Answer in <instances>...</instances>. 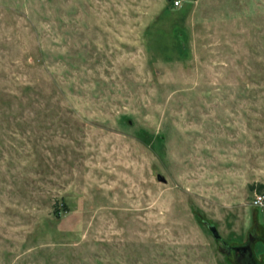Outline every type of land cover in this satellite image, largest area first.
Listing matches in <instances>:
<instances>
[{"label":"rangeland","instance_id":"rangeland-1","mask_svg":"<svg viewBox=\"0 0 264 264\" xmlns=\"http://www.w3.org/2000/svg\"><path fill=\"white\" fill-rule=\"evenodd\" d=\"M248 240L264 264V0H0V264Z\"/></svg>","mask_w":264,"mask_h":264},{"label":"flooded vegetation","instance_id":"flooded-vegetation-1","mask_svg":"<svg viewBox=\"0 0 264 264\" xmlns=\"http://www.w3.org/2000/svg\"><path fill=\"white\" fill-rule=\"evenodd\" d=\"M248 243L250 244L249 240L244 245H247ZM223 245H225V244L223 243ZM244 245H240V246H244ZM234 247H237V246H231V247L226 246L228 251H233L235 254H237V264H257L254 261L251 262L250 256L253 258L252 254L246 253L242 249L241 250H234ZM253 260H254V258H253Z\"/></svg>","mask_w":264,"mask_h":264},{"label":"water","instance_id":"water-1","mask_svg":"<svg viewBox=\"0 0 264 264\" xmlns=\"http://www.w3.org/2000/svg\"><path fill=\"white\" fill-rule=\"evenodd\" d=\"M157 179L159 181H162V182L165 181L164 178L162 176H160V175H157ZM205 226L209 230V232H210V234L212 235L213 238L219 239L220 236H219V234H218V232H217V230H216V228L214 227L213 224H209V223L205 222ZM241 249L244 250V252L251 254L250 244L249 243L247 245H244V246L234 247V250H241ZM250 258H251L250 259L251 262H253L254 261L253 258L251 256H250Z\"/></svg>","mask_w":264,"mask_h":264},{"label":"built area","instance_id":"built-area-1","mask_svg":"<svg viewBox=\"0 0 264 264\" xmlns=\"http://www.w3.org/2000/svg\"><path fill=\"white\" fill-rule=\"evenodd\" d=\"M174 3H175V4H178V1H175ZM260 200H261L260 197H257V198L255 199L254 203H255V204H258V203H260Z\"/></svg>","mask_w":264,"mask_h":264}]
</instances>
